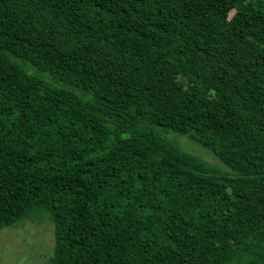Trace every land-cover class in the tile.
I'll return each mask as SVG.
<instances>
[{
	"label": "trees",
	"instance_id": "1",
	"mask_svg": "<svg viewBox=\"0 0 264 264\" xmlns=\"http://www.w3.org/2000/svg\"><path fill=\"white\" fill-rule=\"evenodd\" d=\"M37 211L48 264H264V0H0V230Z\"/></svg>",
	"mask_w": 264,
	"mask_h": 264
},
{
	"label": "rangeland",
	"instance_id": "2",
	"mask_svg": "<svg viewBox=\"0 0 264 264\" xmlns=\"http://www.w3.org/2000/svg\"><path fill=\"white\" fill-rule=\"evenodd\" d=\"M170 138L176 140L184 151L204 155L207 161L215 164L216 158L190 140V136L170 134ZM192 138L194 139V136ZM219 165L222 167L220 163ZM51 220L44 216L43 212L37 211L31 218L22 220L17 226L1 229L0 264H48L50 257L53 256L55 244V227Z\"/></svg>",
	"mask_w": 264,
	"mask_h": 264
}]
</instances>
